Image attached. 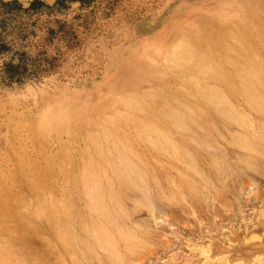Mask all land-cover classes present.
<instances>
[{
  "label": "rangeland",
  "instance_id": "374dc122",
  "mask_svg": "<svg viewBox=\"0 0 264 264\" xmlns=\"http://www.w3.org/2000/svg\"><path fill=\"white\" fill-rule=\"evenodd\" d=\"M7 2L11 4L5 6ZM32 3L35 5L30 8ZM223 9L227 10L225 16L218 17L222 22L244 16L245 11H251V15H248L249 21H264V0H91L87 3L67 0L61 6L57 5L56 0H0V166L2 167L0 174L2 176L5 174L4 177L0 175L3 178L0 179L3 183V186L0 183V189L1 187L5 189V185L7 188L9 182L4 178H7L12 171H18L14 175L16 177L20 172L15 167L18 165L16 164L18 160L19 162L21 160V156H18L20 151L24 153L25 150V156L31 159L46 153L53 156L54 160L57 158V162L61 160L60 156L63 154L61 158L65 160V162L63 159L60 161L63 162L61 169L58 168V163L54 168L50 167V170L44 169L48 175L45 177L46 185L44 184L47 189L43 187L37 193L39 195L31 190L29 181L21 172L17 178L14 177L16 178L14 181H17V184H14L16 189L13 186L12 193L5 189L9 194L14 195L10 196L6 192L7 200L5 199L4 203L1 200L3 204L0 205L1 264L3 259L7 261L4 264H76V262L77 264H116L114 260L117 263L124 260L118 258L117 261V257L109 256L110 254H107L103 248L100 250L97 248L99 251L95 250L96 255L90 254L92 256L88 257L87 252L80 249L81 244L77 243L82 237L84 238L82 240L90 239L80 230L77 221L79 212H83L84 201L80 188H76L79 186L75 184V177L78 175L76 169L78 170L82 162L84 163L83 160L87 161L88 157L92 156L90 152L93 144L89 143L84 132L86 131L87 134V131L93 132L96 129L99 110L93 107L102 98L109 96L119 80L130 79L128 81L131 90L145 91L147 95L151 93L148 96L152 97L157 86L154 84L155 78L146 75L148 72L143 69L147 54L158 47L164 36L181 29L189 20H204V17L207 19L210 16L208 21H211L213 16H217L215 13ZM261 56H264V52H261ZM179 79L176 84L172 82L169 84L171 91H174L178 84L185 86L188 83L185 78H182L183 81ZM235 102L244 113L255 115L257 122L264 121L263 116L249 110L241 97H235ZM84 106H90V111L86 116H82L83 120L72 127V132H68L71 139L68 136L65 138L67 132H63L64 134L57 132L62 136H58L56 131L49 132L50 138L47 137L48 140L45 137L46 141L36 134L37 123L44 113L57 110L60 115L65 116L75 108L81 114V108ZM212 118H214L212 129L198 133V137L211 138L215 150L212 147L202 148L196 144L194 147V143L191 142L193 162L200 172L209 177L204 178L201 174L199 177L197 173L191 172L186 165L180 163L171 165L172 168L164 162L158 165L152 159L153 150L146 148L145 142L140 141L133 145L145 155V164L147 163L146 167L150 170L149 176L153 174L146 179L150 197L148 204L151 202L153 206L151 203L149 205L137 203L141 197L139 190L124 189L125 191L119 192V200L123 209H126L118 220L121 229L128 233L135 232L133 239L135 242L143 238V242L140 240L134 247L119 234L115 235L120 252L125 253L127 250L128 253L130 247L132 248L130 250L135 252L125 253L126 260L122 261V264H225L227 261L226 264H259V261L264 264V147L256 145L254 151L244 148L235 140V137L244 131L240 125L236 126L234 120H223L217 115H213ZM19 122L28 123L30 126L24 125L25 129H16L15 125ZM106 128H109V124ZM67 140L70 143L65 142ZM66 143L67 147L64 145ZM14 149L15 152L17 150L15 154L20 157L18 160L17 157L13 160L16 156ZM56 153L58 155L55 156ZM212 154L216 158L213 161L215 163L212 162ZM37 159L42 160V158ZM12 165L15 170L11 168ZM218 165L222 166L221 169ZM66 166L67 168H64ZM179 170L187 176V179L189 178L190 185L178 175ZM215 176L220 182L214 178ZM171 182L175 185L172 186ZM212 185L216 186L212 187ZM175 187H178L179 193ZM48 189L50 190L47 191ZM15 194H18L17 197ZM169 196L174 198L173 202L170 201ZM35 199L50 200L55 203L61 200L71 202L73 207L69 202L71 206L69 205V214L66 218H70L67 222H71L68 224L70 229L66 227L68 228L66 230L70 231L69 234L72 232L73 236L76 233L73 240L76 244L70 242L73 245L70 250L62 249L61 242H56L59 238L48 222L39 220L29 213ZM149 208H152L150 213ZM76 209H79L78 214ZM71 212L73 215L70 217ZM19 218H24L23 228L18 223ZM138 221L141 222L138 224ZM14 223L21 227L20 233L16 232ZM122 223L128 227L124 229ZM139 226L141 227L138 228ZM146 231L148 234L144 235ZM136 236L140 238L136 240ZM75 245L77 248L79 245V250ZM5 249L11 256L4 254ZM101 250L110 260L114 259L110 262L100 252ZM82 251L84 254L81 253ZM100 256L102 258L104 256V260ZM80 257L81 260H78Z\"/></svg>",
  "mask_w": 264,
  "mask_h": 264
},
{
  "label": "bare ground",
  "instance_id": "6f19581e",
  "mask_svg": "<svg viewBox=\"0 0 264 264\" xmlns=\"http://www.w3.org/2000/svg\"><path fill=\"white\" fill-rule=\"evenodd\" d=\"M225 11L227 10L223 9L215 13L217 16H213V18L211 17L212 18L211 21H208V19H210L209 18L210 16H208L207 19L206 17H204L208 22L205 21V19L195 20V21L189 20L184 26H182L181 29L175 32L169 33L168 35H166V37L164 36L163 41H161L162 39L161 40L159 39V41L161 42L158 43V47L156 49H152L151 50L152 53L147 54L146 60L144 61L145 66L143 68L144 70H147L145 72H148L146 73V75L151 76L152 78H155L154 80H156L154 84H156L157 87H156L155 94H152V97L148 96V95H151V93L147 95L146 94L147 92L144 93L145 91L142 92L140 90H131V87L128 81L130 79L119 80V82L116 83V86L111 90V92L109 91L110 92L109 96L107 98L105 97L102 98L100 101L97 102V104H95L96 106L93 107L94 109L99 110V113H97L98 119H96V121L98 120L97 125L95 126L96 129H94L95 133L93 134L94 130L93 132L89 130L90 133L92 132V134H90L89 131H87L89 133V134L87 133L88 135L85 134L86 131L84 132V135H86V138H88L89 143L93 144L91 148L92 153L90 152L92 156H89L88 157L89 159L87 158L88 159L87 161L83 160L84 161V163L82 162L83 165L81 164L79 169L78 170L76 169V171H78L76 172L78 173V175L76 177L74 176L76 178L75 184L77 183L79 186L76 188H80V191L82 192L81 197H83L84 206H85V207L82 206L84 208L82 213L79 212V209H76L78 210L77 214L79 212L77 221H79L78 223L80 224V227H81L80 230H82L83 233H86L85 235L86 236L88 235L90 238L89 240H87L88 238H85L86 240H82L83 238L82 237L81 241L77 243L81 244L80 249L83 251L85 250V252H87V254L89 255L88 257L92 256V255L90 256V254L96 255L95 250L97 248L99 250L100 248H103L105 249V251H107V254L108 253L110 254L109 256L117 257L116 259L117 261H118V258L126 260L125 253H127V250L125 249L126 250L125 253H122L119 251L118 243L115 241V235L119 234L124 240H126L127 243L130 242L131 246L134 245V247H136L137 242L143 239L142 238L138 241L137 239H139L140 237L137 238L138 236H136L137 242H135L133 240L135 239V235H136L135 232L128 233L125 230L123 231L118 221L120 216L124 214L126 210L125 208H124L125 210L123 209L121 200H119L120 199L119 192L125 191L124 189L139 190L138 192H141V197H139L140 200L137 201V203L140 202L141 204L142 202V204L145 205V203L148 204V201H150L149 200L150 197L148 196V188H147L148 186L146 187V183L148 182L146 179L149 176L150 170L146 167L147 163L145 164V155L141 153L140 150H138L137 148L133 146L134 144H137V142H140V141H142L141 143L145 142L146 148H150L151 150H153L152 159L158 165L159 163H163V162L167 166H170V167L171 165L175 166V164H178V163H180L181 165L184 164L187 166V169H189L191 172H194L195 174L197 173L198 175L201 174L204 176V178H206L208 175L205 176L206 174L204 175V173L200 172L197 168L196 163L193 162L192 154H191V150H192L191 146H192V143H194L193 145L194 147L196 145L197 146L200 145L202 148H206V149H209L213 146V142L211 138L201 139L200 137H198V133L206 132V129H212L213 121H214V118H212L213 115H217L219 118H222L223 120H228V121L234 120L235 124L237 123L236 126L237 125L241 126V129H243L244 131L242 133H239L235 137V140L244 148L253 150L254 148H257L256 145L264 147V121H261L260 123L257 122L255 115H253L252 113L251 114L244 113V111H242L241 108L235 102V97H241V99L244 100L246 104L248 105L247 107L250 108L249 110L257 114H260L261 116L264 117V56H261V52H264V21L262 22L249 21L248 15L249 16L251 15L250 14L251 11L250 12L245 11L246 13L244 12L245 13L244 16L241 15L240 17L238 15L239 16L238 18L235 17L230 20L227 19L228 21L226 20V22H222L221 20L218 19V17L226 14ZM155 44H157V42ZM152 61H154L153 64H152ZM178 78H180L181 80L182 78H185V80L187 79L186 82L188 83L186 85L184 84L185 86L178 84V86L175 87L176 89L174 91H171L169 89L170 87L169 84L171 82L173 84L174 83L176 84V81H178ZM245 102L243 103L245 104ZM89 111H90V106L89 107L84 106L83 108H81V114L78 113V110L75 108L72 109L70 112H68V114H66L65 116L60 115L59 111L57 110L44 113L39 119V122L37 123V126H36L37 133L36 134L38 135L39 138L45 140V137L46 138L49 137L48 136L49 132L56 131V134L57 132L59 133L61 132L62 134H64L63 132H67V135L65 137L67 138V136L70 135V133L68 132H72L73 130L72 127L75 126L77 122L83 120L82 116H86L89 113ZM23 123L21 124L19 122V124L15 125V128L16 129L21 128L20 130H22V128L25 129L24 125L25 126L27 125L26 127H28L29 125L28 123L27 124L26 123L23 124ZM106 124L107 125L109 124V128H106L107 126ZM58 136H62V135L59 134ZM19 137L20 136H18V139ZM29 138L28 140H30ZM68 138L71 139V136L70 137L68 136ZM21 140H22V137H21ZM37 140L39 141V139ZM65 142H68V140ZM68 143H70V141ZM64 145H66L65 147H67V143ZM84 148L85 150L87 149L86 146ZM213 148L214 147H212V149ZM41 151L43 152V150ZM16 152L14 149V154ZM25 152L26 151L24 150V153ZM24 153L22 151H20V154L17 153L18 156L19 155L21 156L20 162L18 160L20 159V157L18 158L16 154H15L16 156L13 157V160L16 159V157L18 160V163H16L18 164L17 165L18 167L16 165L15 167L18 168L19 171L25 176V179L27 178V180L30 183L31 190L35 192L36 195H39L37 193L41 191L43 187H45L44 186V184L46 185L45 177L48 176L46 175V172L44 171V169L50 170V167L54 168V166H56L57 163L59 166L58 168L61 169L60 167H62L63 162H60V161H62L63 159L61 158L63 154L60 156L61 160L59 159L60 161L57 162L56 160L57 158L54 160L53 156L47 155L46 153H41V155L43 156L37 157V158H42V160L37 159V158L36 159L28 158L25 156ZM57 153L55 154V156L58 155ZM213 155L214 154H212V157ZM251 155L252 154H250V157ZM215 159L216 158L213 157L212 162ZM239 159L243 160L242 158H239ZM65 164L66 163H64V165ZM219 164L221 165V163ZM12 167L14 169L13 165L11 166V168ZM1 168L2 167L0 166V169ZM40 168H42V170ZM64 168H67V166ZM12 172L11 173L8 172L10 174L9 175L7 174L8 175L7 178L6 177L4 178V179H7V182H9L7 188L5 185V189H8V192L9 190L11 192L13 188L15 187L14 184H17V181L15 182L14 180L18 177V174L20 173L19 172L16 177L14 175H16L15 173L18 171L13 172V174ZM1 173H4V171L3 172L1 171ZM233 174H235V172ZM0 175L2 176V174ZM151 175L153 176L152 173ZM178 175L181 177V179L184 178L185 181L186 180L188 181L189 179V178L187 179V176L181 170H179ZM203 176H201V178ZM216 176L214 178H216ZM14 177L16 178L14 179ZM0 179H3V178L0 177ZM230 179H231V176H230ZM66 180L65 182H67ZM216 180L218 181V177L216 178ZM0 181L2 182V180ZM157 181L158 179L156 180V183ZM62 182L64 181L62 180ZM218 182H220V180ZM194 183L195 182H193V185H195ZM1 184L3 186V183ZM188 184L190 185L189 181H188ZM174 185L175 184L173 183L172 186ZM215 186L212 185V187H215ZM219 186L221 187L222 185H219ZM190 187L192 188V185ZM195 187L193 186V188ZM177 188L175 187L176 191L178 192ZM5 189L2 187L0 189L1 190L0 205H2L6 199L7 191H5ZM50 189H48L47 191H49ZM178 189H180V187ZM9 195L11 196L12 194H9ZM16 195L18 194H15V196ZM46 196H48V194H46ZM133 198L135 197H132V199ZM169 198L171 197L169 196ZM185 198H188V197H185ZM173 199L174 198L172 197L170 201L172 200L173 202ZM200 199L202 200V198ZM205 199L206 198H204V200ZM1 200L3 201V203ZM180 202H181V199H180ZM68 203L66 200H61L60 202L55 203L50 200L41 201V199H35L29 211L30 214H32L39 220L49 223L50 227L54 230V232L56 233V236H58L59 238V239L56 238L58 239L56 240V242L60 241L61 242L60 245L63 246V248L62 247L61 248L64 250L71 249V247L73 246L72 243H74L73 242L74 236L76 235V233H74L75 235L73 236L72 232L71 234H69L70 231L66 230L70 227V225L68 227V224L71 223V222L67 223L68 220L70 221L69 217L68 219H66L67 215L69 214V205L71 204V202L70 204ZM185 208H187V206ZM151 209L152 208H149V213L151 212ZM72 213L73 212L70 213L71 214L70 217L73 215ZM22 219L24 218L17 219L19 220V222L17 220L16 221L23 228L24 221ZM120 222H121V219H120ZM134 222H132V224ZM140 222L141 221H138V224ZM16 223H14V225H16ZM17 226L18 225H16V232L20 233L21 227L19 226L17 227ZM141 226H139L138 228H140ZM126 227L128 226L124 225L123 228L125 229ZM145 234H148V232L144 233V235ZM77 238L75 241H77ZM78 239H80V237ZM146 241L147 240H145V242ZM47 244H49V242ZM124 246L126 247L127 244ZM75 248H77V245H75ZM78 248H79V245H78ZM130 248H129V251H132L130 250ZM146 248H148V246ZM98 249L96 250V252L99 251ZM83 251L81 252L82 254H84ZM129 251L127 254H129ZM68 252L69 251H67V253ZM100 252H102V250ZM132 252L135 253L134 250ZM6 253L7 255L11 256V254L5 249L4 254ZM102 253H100V255ZM97 255L99 256L98 253ZM82 257L84 259L86 258L85 256H82ZM108 257H106L105 255V258L109 259ZM127 257H130V256H127ZM102 259L104 260V256ZM78 260H81V257ZM103 260H101V262H103ZM112 260H110V262ZM124 260L122 261L124 262ZM5 262L7 261L3 259L2 264H4ZM121 262H118V263H121ZM204 262H207V261H204ZM227 262H225V264ZM114 263L118 264L115 260H114ZM103 264H107V263H103ZM259 264H261L260 261H259Z\"/></svg>",
  "mask_w": 264,
  "mask_h": 264
},
{
  "label": "trees",
  "instance_id": "16d2710c",
  "mask_svg": "<svg viewBox=\"0 0 264 264\" xmlns=\"http://www.w3.org/2000/svg\"><path fill=\"white\" fill-rule=\"evenodd\" d=\"M67 0H56V3H57V5H63L64 4V2H66ZM81 3H87V2H89V1H91V0H79ZM11 4V2H7V3H5V6H9ZM34 3H32L31 4V6H30V8H32V7H34ZM9 66H11L10 64H9Z\"/></svg>",
  "mask_w": 264,
  "mask_h": 264
}]
</instances>
